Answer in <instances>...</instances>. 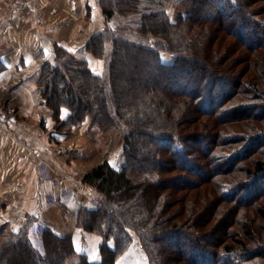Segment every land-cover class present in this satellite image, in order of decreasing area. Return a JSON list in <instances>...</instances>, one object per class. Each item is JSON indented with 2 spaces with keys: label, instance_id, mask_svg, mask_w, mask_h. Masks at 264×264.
Segmentation results:
<instances>
[{
  "label": "trees",
  "instance_id": "1",
  "mask_svg": "<svg viewBox=\"0 0 264 264\" xmlns=\"http://www.w3.org/2000/svg\"><path fill=\"white\" fill-rule=\"evenodd\" d=\"M165 1L99 0L106 25L87 49L103 73L60 44L41 70L57 130L90 116L122 133L120 167L84 175L99 194L77 225L102 242L101 259L81 264H117L134 233L149 264H264V0H184L176 21ZM29 229L0 230V264L78 253L73 235L50 228L41 252Z\"/></svg>",
  "mask_w": 264,
  "mask_h": 264
},
{
  "label": "crops",
  "instance_id": "2",
  "mask_svg": "<svg viewBox=\"0 0 264 264\" xmlns=\"http://www.w3.org/2000/svg\"><path fill=\"white\" fill-rule=\"evenodd\" d=\"M97 2L0 0V105L13 118L0 119V226L17 230L30 214L33 224L77 234L76 210L94 196L83 177L112 158L100 153L104 138L90 117L70 132L57 130L38 86L43 65L55 58V44L82 54L95 73L102 72V60L87 49L105 22ZM68 113L62 109L64 117ZM44 160L53 178L40 180Z\"/></svg>",
  "mask_w": 264,
  "mask_h": 264
},
{
  "label": "rangeland",
  "instance_id": "3",
  "mask_svg": "<svg viewBox=\"0 0 264 264\" xmlns=\"http://www.w3.org/2000/svg\"><path fill=\"white\" fill-rule=\"evenodd\" d=\"M165 2L167 5L166 6L167 14L172 21H176L181 15H185L187 13V9L189 6L188 1L185 2L184 0H167ZM97 3L99 6H101L99 0ZM101 8H102V6H101ZM105 25H106V20L104 22V26ZM91 37H90V39H91ZM81 40H84L82 36H81ZM71 52H72V50H71ZM238 54H242V51L236 53L235 56ZM77 56L80 58L86 59L82 54H79ZM98 58H100L103 62V70L101 72V73H103V71L105 69V58L104 59L101 57H98ZM161 59L165 63L172 64L175 61V54L163 51V52H161ZM87 62H88V60H87ZM99 62H101V61L99 60ZM88 64H89V62H88ZM95 65H96V63H93V66H95ZM97 65L99 66V64H97ZM101 73H99V74H101ZM191 79L194 80V78H192V77H191ZM191 84H194V83L191 82ZM0 108H1V105H0ZM88 117H90V116H88ZM99 129H100L99 131H100L101 136L104 138L103 144L101 143L102 148H100V153L105 154L106 156H108V155H110V153H112V158H110V160H106V161H108L112 166H114L116 168L120 167V165L123 161V159L120 157V143L122 141V133L118 129H114V130L108 131V132H103V130H101L100 127H99ZM38 171H39V179L40 180L53 178L52 168H51L50 164L45 160L41 161L39 163ZM83 181H84V177H83ZM85 183L90 188H92V190H94V192H93L94 196H92L89 199V202H91V203L86 204L87 206H92L95 204V200H96L99 192L94 185H92L88 182H85ZM81 206H83V205H81ZM81 206L76 210V216H75L76 217V224L75 225L77 228V234H75V235L73 234L74 242H75L76 249H77L78 253L75 254L72 258H70L66 264H81V261L83 260V258L87 259V260H93V261L101 259V253H100V244L102 242L101 236L97 233L86 231L85 229H83L82 227H78V225H77V214H78ZM26 222L30 224V229H29L30 230L29 231L30 239L32 240L33 244L41 252H44L45 251L44 246H42V244H41L43 231L47 228H50L55 232H57V231L52 225H48L47 223H44V222H38L37 224L36 223L33 224L32 223V215L27 214L24 223L17 230L14 229L11 224H2L0 226V230H2L4 228H10L14 231H18L23 227V225ZM61 235H63V234H61ZM180 237L184 240H185V238L186 239L192 238V240L194 239V237L191 235L185 236V235L181 234ZM175 241H176V239H175ZM140 242L141 241H140L139 236L134 233L133 234V241L131 242L130 247L125 251L124 254H122V256L119 257V259L117 260V264H149V257L147 255L146 251L144 250V248L141 246ZM177 243H178V245H180L179 242H177ZM108 244L110 246L114 247L113 239L108 240ZM170 245H172L171 248H173L174 244L171 243Z\"/></svg>",
  "mask_w": 264,
  "mask_h": 264
},
{
  "label": "built area",
  "instance_id": "4",
  "mask_svg": "<svg viewBox=\"0 0 264 264\" xmlns=\"http://www.w3.org/2000/svg\"><path fill=\"white\" fill-rule=\"evenodd\" d=\"M0 119H3V120H11L13 118H12V115L11 114H8V113L3 112L2 108H0Z\"/></svg>",
  "mask_w": 264,
  "mask_h": 264
}]
</instances>
